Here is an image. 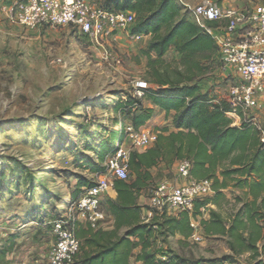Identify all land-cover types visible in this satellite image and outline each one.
<instances>
[{"label": "rangeland", "instance_id": "rangeland-1", "mask_svg": "<svg viewBox=\"0 0 264 264\" xmlns=\"http://www.w3.org/2000/svg\"><path fill=\"white\" fill-rule=\"evenodd\" d=\"M12 1L0 0V264H47L55 243L52 222L74 212L70 200L79 178L97 181L103 174L94 172L87 163L88 158L102 161L95 150L87 149V144L121 128L122 123L116 120L123 117L112 103L119 94L132 95L135 80L152 83L148 64L123 53L113 43L112 51L122 62L110 65L102 58V50L90 48L89 36L73 27L26 28L10 21L2 6ZM92 1L116 7L108 0ZM176 1L192 13L203 0ZM252 1L254 5L264 3ZM80 50L90 60V67L85 65L89 60L79 59ZM213 68L202 85L211 94L227 99L229 87L238 77L219 54ZM246 113L264 128V100ZM121 121L126 126L121 145L135 150L127 129L131 121ZM107 156L102 161L104 165ZM162 174L173 182H181L178 169L156 173V179L142 192L146 201L150 202L152 189ZM218 176L223 178L220 172ZM132 178L130 170L128 180ZM229 184L216 202L209 201L198 211L194 220L198 228L192 236L169 235L157 229L160 243L149 249L157 254L168 252L177 264H252L250 252L233 254L227 238L207 235L201 225L203 219L211 218L213 209L228 219L241 206L239 198H245L244 192L233 182ZM109 192L114 194L111 188ZM215 196L213 192L210 198ZM108 198L104 199L106 209ZM140 251V247L136 248L135 256Z\"/></svg>", "mask_w": 264, "mask_h": 264}, {"label": "trees", "instance_id": "trees-1", "mask_svg": "<svg viewBox=\"0 0 264 264\" xmlns=\"http://www.w3.org/2000/svg\"><path fill=\"white\" fill-rule=\"evenodd\" d=\"M112 3L116 4L115 8L105 7L135 13L136 24L132 32L152 35L144 53L149 58L150 81L158 87L151 86L146 98L167 114L174 113L173 124L177 130L162 128L156 142L145 151L131 150L129 167L133 178L117 179L118 196L107 199V210L115 218V228L95 230L77 224V236L84 239V243L75 264H131V257L138 247L141 251L135 256L137 261L177 264L171 254L169 261H159V254L148 252L154 232L160 227L161 233L192 236L195 232L192 217L196 219L202 207L224 195L222 189L230 185L229 181L244 192L245 198H239L241 206L228 219L213 209L211 218L201 221L203 230L207 235L227 238L233 254L250 252L252 264H264L261 258L264 254V128L243 110L233 114L228 99L204 90L202 80L213 71V62L219 52L215 38L201 30L192 20L190 11L176 0H108V4ZM171 46L181 54L175 64L163 58ZM117 97L112 103L123 117L116 120V123H122L121 128L87 144V149L95 150L102 161L122 144L126 126L121 120L129 118L138 129L154 114L153 108L145 107L144 99L124 94ZM88 105L93 106L94 102H88ZM183 159L192 161V177L215 179V198L208 196L197 200L192 216L189 212H180L145 221L138 199L154 180L151 168L161 163L172 166ZM86 161L96 173H105L108 169L102 161L96 162L92 158ZM95 183L88 177L79 178L70 203L75 204ZM122 229L123 233L120 232Z\"/></svg>", "mask_w": 264, "mask_h": 264}, {"label": "built area", "instance_id": "built-area-1", "mask_svg": "<svg viewBox=\"0 0 264 264\" xmlns=\"http://www.w3.org/2000/svg\"><path fill=\"white\" fill-rule=\"evenodd\" d=\"M6 17L26 28L42 26L73 27L89 36L90 48L102 50V58L110 65L120 64L122 60L112 51V37L118 30L128 32L136 40L144 34L132 32L136 24L135 13L128 10L108 9L92 0H14L2 6ZM193 13L207 22H220L223 36L219 51L227 67L233 68L238 81L229 87L228 101L231 112L245 113L259 106L258 96L264 94V3L254 7H225L213 0H203L194 7ZM225 22V23H224ZM214 38L213 28L205 29ZM57 61H62L57 58ZM151 87L146 79L135 80L132 95L145 99ZM247 114V113H246ZM135 149L144 150L156 142L158 133L149 127L136 129L127 126ZM264 140V130H263ZM131 150L121 145L107 156V171L97 179L95 185L87 188L74 204V212L67 213L52 222L55 243L50 251L47 264H75L82 241L77 236L76 225L83 223L95 230L105 225L109 217L104 207V199L115 180H128L130 174L129 158ZM192 161H179L178 173L187 180L178 184L169 179L160 181L150 197V209L158 215H176L189 212L192 216L197 200L211 196L214 192L213 181L209 178L197 179L191 176ZM192 217L195 230L198 224ZM159 261H169L170 254L158 255ZM179 264H232L229 261L213 263L199 261Z\"/></svg>", "mask_w": 264, "mask_h": 264}, {"label": "crops", "instance_id": "crops-1", "mask_svg": "<svg viewBox=\"0 0 264 264\" xmlns=\"http://www.w3.org/2000/svg\"><path fill=\"white\" fill-rule=\"evenodd\" d=\"M215 1L218 4H220L221 6H225V7L247 8V7H254L255 6L254 2L252 0H215ZM191 16H192V20L194 22H196V24L199 26V28L201 30H205L209 26L213 28V34L216 37L215 38L216 43L219 45L220 40L223 36V30H222L223 27H222V25H220V22L204 21L200 17L195 15L193 12L191 13ZM151 40H152V35H143V37L140 40H136L128 32H126L124 30H118L115 33V35L112 37L113 44L117 48H119L123 53H126L130 57L134 56L135 59H137V60L145 61L147 64H148L149 58L144 53V50L148 49ZM218 54L220 55V51L218 52ZM78 57H79V59L82 58L85 60H89V59H87V55L84 52H82L81 50H80V55H78ZM163 58L167 62H173L175 60L178 61L181 59V54L175 46H171V48L165 53ZM89 63H90V60L87 61V63H85V65H87V68L90 67ZM82 66H84V65H82ZM150 85L154 88L158 87L157 84H150ZM203 88H204V90H208V89H205L206 86H204V85H203ZM260 100H264V94H261L258 96V101L260 102ZM144 105H145V107L153 108L154 114L151 117V119L146 124L141 126L139 129L149 127V128H153L157 133H159L160 129H162V128H168L169 131H173L175 129V126L173 124V116H172V114H174V113L167 114V112L164 109H162L158 105H155L148 98L144 99ZM145 150L146 149L139 150V151L142 152ZM178 165H179V161L175 162L172 166H168L166 163H161L160 165L151 168V172H152L154 178L156 179V177H155L156 173L161 172V171L165 172L166 170H168V168H172L175 171L178 169ZM162 175L164 178L162 177L159 181H157V183H159L162 180L167 179L164 174H162ZM110 181L112 184L111 191L114 194H112L108 191L107 196H109V198L116 199L118 196L117 190L115 189V181L116 180L113 177H110ZM186 182H187V180L182 178L181 182H176V183L183 184ZM142 192H141V195L139 196V199H138V203L143 206L142 217L145 219V221H150L155 216H157L158 219H160V215L155 214L154 212L151 211L150 202L145 200L144 196L142 195ZM108 219H110V220L109 221L107 220L105 222V225L103 227H101L100 229L112 230L113 228H115V218L113 217V215H109ZM82 226L85 228L89 227L83 223L78 224V227H82ZM159 228L160 227H158V229ZM151 240H152V246L151 247H153L156 242L160 243V241L157 239V232L156 231L154 232V235H153ZM81 241L83 244L84 239H81ZM148 252H152V251L150 249H148ZM134 256H135V254L131 257V264H139L142 262V261H137Z\"/></svg>", "mask_w": 264, "mask_h": 264}]
</instances>
